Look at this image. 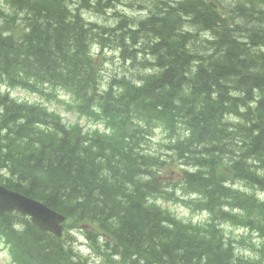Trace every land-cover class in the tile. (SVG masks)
<instances>
[{
	"label": "trees",
	"instance_id": "16d2710c",
	"mask_svg": "<svg viewBox=\"0 0 264 264\" xmlns=\"http://www.w3.org/2000/svg\"><path fill=\"white\" fill-rule=\"evenodd\" d=\"M171 1L148 0L136 24L119 17L111 26L85 10L103 14L115 0H0L1 83L48 97L63 88L71 107L107 127L85 132L0 90V183L68 223L58 237L23 214H0L19 264H264L262 0L219 14ZM109 48L130 72L106 79ZM157 128L169 138L165 153L144 147ZM173 164L182 201L207 221L158 204L178 186L166 180ZM225 223L256 233L253 255ZM72 227L99 257L79 250Z\"/></svg>",
	"mask_w": 264,
	"mask_h": 264
},
{
	"label": "rangeland",
	"instance_id": "374dc122",
	"mask_svg": "<svg viewBox=\"0 0 264 264\" xmlns=\"http://www.w3.org/2000/svg\"><path fill=\"white\" fill-rule=\"evenodd\" d=\"M115 0V6L113 7L115 9L116 14H114V10L112 7L105 8V13L101 14L97 12H92L85 10L86 17H88L90 20L97 21L98 23L102 24H110L111 26L113 24H117L116 20L119 19V16L122 20H127L128 17L130 21H138L142 19L143 15H146L148 13V9L146 7V3L148 0ZM134 1V2H133ZM117 3V4H116ZM128 4V6H127ZM121 5V8H120ZM124 6V7H123ZM118 7V8H117ZM109 8V9H108ZM95 11V10H93ZM147 11V12H146ZM121 12V14H120ZM118 13V14H117ZM124 14V15H123ZM127 16H126V15ZM91 16V17H90ZM118 16V17H117ZM124 18V19H123ZM100 21V22H99ZM116 22V23H115ZM135 23V22H133ZM191 28L190 25H187L185 29ZM101 56H104L107 58V62L105 65V72L104 75L106 79H109L111 75L113 74H119L130 72L126 68H129L131 65L130 62H124V60L120 57L119 53H115L110 48L108 50H102ZM138 64L132 65L133 68H136ZM136 66V67H135ZM138 69V68H136ZM0 90L2 92H8L11 94V96L17 100H21L24 102H40L44 106L48 107L49 110H53L60 114L62 118L66 121L67 124L70 126H73L74 124H80L83 129H85V132L90 131L89 129H100L101 131H107L106 123L101 121L100 119H97L92 114L91 116L86 114L84 115L82 112H80L75 107H71L70 105H74L75 99L72 94H70L68 91H66L63 88H58L55 96H44L42 94L32 93L28 89H24L22 87H9L8 85L1 83L0 81ZM150 140L145 143L144 147L148 150L152 151L153 153L159 151H163L164 153L167 151V149L164 147L166 143L169 142V138L167 137L166 132L163 130V128H157L151 134ZM167 156H165L166 158ZM171 168L175 169V172H167L166 173V180L174 182V184H178V186H170L171 191L174 193L173 198L166 199L163 197H159L158 204H161L163 207L169 208L175 215H177L179 218L186 219L188 221H194L196 222H205L210 217L209 214L206 212H202L198 209H194L191 206H188L184 201H182L181 198L187 197V195H184V192L181 189V183L180 182V175H179V166L174 164L171 165ZM242 184V183H241ZM238 184V185H241ZM68 223L65 222V228ZM223 227L226 229L227 233L231 236H235L237 239L244 238L246 239V243L243 245L242 242L238 243V247L245 251L246 253H249L251 255L254 254V251L249 248V242L250 239L252 241H257L258 238H256V233H251V231H247L244 227L239 228L232 224L225 223ZM88 228V227H87ZM71 231H73V234L76 235L78 238L77 247H79V250H81L82 253L85 255H93V257H99L98 252L93 249L92 246L89 245V242L85 239L86 235L84 234V229H81L80 227H72L70 228ZM69 230V232H71ZM72 233V232H71ZM103 258V257H102ZM101 258V259H102ZM105 263V261H104ZM0 264H19L17 261H15L13 254L11 252V245L8 244L7 238L5 236L0 234Z\"/></svg>",
	"mask_w": 264,
	"mask_h": 264
},
{
	"label": "water",
	"instance_id": "95a60500",
	"mask_svg": "<svg viewBox=\"0 0 264 264\" xmlns=\"http://www.w3.org/2000/svg\"><path fill=\"white\" fill-rule=\"evenodd\" d=\"M16 211L31 218L41 230L63 236L66 215L49 207L44 201L29 197L0 183V214Z\"/></svg>",
	"mask_w": 264,
	"mask_h": 264
},
{
	"label": "flooded vegetation",
	"instance_id": "af4514ba",
	"mask_svg": "<svg viewBox=\"0 0 264 264\" xmlns=\"http://www.w3.org/2000/svg\"><path fill=\"white\" fill-rule=\"evenodd\" d=\"M194 1H196V3H198V1L205 3L206 7H208L209 10H211L210 7H212L216 10V12H218V14H219V12L226 13L227 11H232V9L236 5V3L237 2L240 3V0H194ZM170 2L172 3L171 0H170ZM231 2H233V3H231ZM250 2H251L250 0H242V4H244V5L249 4ZM260 4H261L262 13H263L262 15L264 16V0H262V2ZM146 7H148V6H146ZM204 35H209V34L207 32H204Z\"/></svg>",
	"mask_w": 264,
	"mask_h": 264
},
{
	"label": "bare ground",
	"instance_id": "6f19581e",
	"mask_svg": "<svg viewBox=\"0 0 264 264\" xmlns=\"http://www.w3.org/2000/svg\"><path fill=\"white\" fill-rule=\"evenodd\" d=\"M125 1V0H124ZM123 1V2H124ZM126 2V1H125ZM131 2H132V0H131ZM134 2V1H133ZM180 2H182V1H180ZM226 2V1H225ZM231 3H233V2H231ZM117 4V3H116ZM234 5V4H233ZM232 5V6H233ZM127 6H128V4H127ZM124 7V6H123ZM162 7V6H161ZM118 8V7H117ZM120 8H121V5H120ZM109 9V8H108ZM114 9V8H113ZM115 10V9H114ZM147 12V11H146ZM176 12V11H175ZM233 12V11H232ZM173 13V12H172ZM235 13V12H234ZM118 14V13H117ZM120 14H121V12H120ZM157 14V13H156ZM124 15V14H123ZM126 15V14H125ZM127 16V15H126ZM91 17V16H90ZM118 17V16H117ZM119 17H122V16H119ZM88 18V17H87ZM130 17H128V19H129ZM89 19V18H88ZM91 19V18H90ZM121 19V18H120ZM124 19V18H123ZM93 21V20H92ZM135 21V20H134ZM100 22V21H99ZM133 22V21H132ZM137 22V21H136ZM106 23V22H105ZM116 23V22H115ZM109 24V23H108ZM134 24V23H133ZM136 24V23H135ZM114 25V24H113ZM223 27V26H222ZM197 30V29H196ZM195 30V31H196ZM228 30V29H227ZM193 31V30H192ZM198 32H199V30H198ZM200 34V33H199ZM195 36H197V35H195ZM200 38V37H199ZM197 39H198V37H197ZM199 40V39H198ZM193 41V40H192ZM198 42V41H197ZM207 42V41H206ZM206 42H205V44H206ZM201 46V45H200ZM199 46V47H200ZM213 46V45H212ZM205 47V46H204ZM206 48V47H205ZM211 50V49H210ZM198 51V50H197ZM207 52V51H206ZM151 72V71H150Z\"/></svg>",
	"mask_w": 264,
	"mask_h": 264
}]
</instances>
